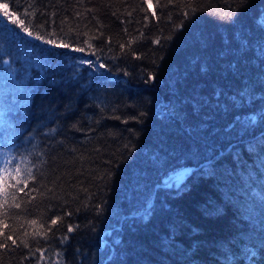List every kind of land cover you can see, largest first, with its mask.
Returning a JSON list of instances; mask_svg holds the SVG:
<instances>
[{
  "label": "trees",
  "instance_id": "16d2710c",
  "mask_svg": "<svg viewBox=\"0 0 264 264\" xmlns=\"http://www.w3.org/2000/svg\"><path fill=\"white\" fill-rule=\"evenodd\" d=\"M0 8V264H264V0Z\"/></svg>",
  "mask_w": 264,
  "mask_h": 264
},
{
  "label": "snow or ice",
  "instance_id": "6c2138e0",
  "mask_svg": "<svg viewBox=\"0 0 264 264\" xmlns=\"http://www.w3.org/2000/svg\"><path fill=\"white\" fill-rule=\"evenodd\" d=\"M247 0H239V3L241 6H244L246 4ZM187 15V13H185ZM28 38L35 39L36 41H41L40 36L32 37V34L29 32ZM168 39H171L169 36ZM42 43L45 45H53L54 41L51 39L43 40ZM86 43V42H85ZM64 47H68V45H64ZM123 47V46H121ZM82 49L77 48L76 51H81ZM4 64H7L8 61L4 60ZM80 64L86 65L88 68L96 70L97 68L103 69L107 71V66L104 63H100L97 65L92 60H80ZM205 71V69H202ZM155 77L152 75H149L145 78V83H148L149 81L154 80ZM141 116L145 115V113L141 112ZM135 117H133L134 119ZM75 127V125H73ZM33 149H35V145H33ZM19 160L16 159V157H12L11 159H4L3 161H0V198L3 199V201H8L9 199L15 200V194L11 189H15L17 191H24V188H20L19 185L23 183L25 186H27L29 179L34 180L35 177L33 176V173L38 170L39 165L33 163V161L38 160L40 158L39 152H27L26 154L20 153ZM17 208L20 207L19 204L15 205ZM98 210L102 209V205L96 206ZM31 224H36L37 221L35 219L29 221ZM51 225L57 224V219L54 217L50 221ZM67 231L70 233L73 231L72 227H68ZM38 234V233H37ZM7 240H11L12 244H16V240L12 238V236H8L6 238ZM24 243V247L27 248L28 244ZM0 247H4V245L0 244ZM254 256V254H253Z\"/></svg>",
  "mask_w": 264,
  "mask_h": 264
},
{
  "label": "rangeland",
  "instance_id": "374dc122",
  "mask_svg": "<svg viewBox=\"0 0 264 264\" xmlns=\"http://www.w3.org/2000/svg\"><path fill=\"white\" fill-rule=\"evenodd\" d=\"M2 13H3V15H4L5 17H7V18H9V19L11 20V17L9 16V14H6V13H4V12H2ZM0 161H3V160L0 158ZM183 171H184V169H182V170L177 171L176 173H174V176H173L171 182H174L175 180L179 179V178L181 177L180 174L183 173Z\"/></svg>",
  "mask_w": 264,
  "mask_h": 264
},
{
  "label": "bare ground",
  "instance_id": "6f19581e",
  "mask_svg": "<svg viewBox=\"0 0 264 264\" xmlns=\"http://www.w3.org/2000/svg\"><path fill=\"white\" fill-rule=\"evenodd\" d=\"M105 243V241L104 240H101V244L103 245Z\"/></svg>",
  "mask_w": 264,
  "mask_h": 264
},
{
  "label": "water",
  "instance_id": "95a60500",
  "mask_svg": "<svg viewBox=\"0 0 264 264\" xmlns=\"http://www.w3.org/2000/svg\"><path fill=\"white\" fill-rule=\"evenodd\" d=\"M190 168H188V170H189Z\"/></svg>",
  "mask_w": 264,
  "mask_h": 264
}]
</instances>
